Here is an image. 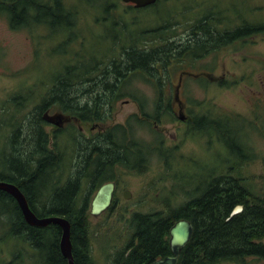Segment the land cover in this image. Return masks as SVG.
I'll use <instances>...</instances> for the list:
<instances>
[{"label": "trees", "instance_id": "trees-1", "mask_svg": "<svg viewBox=\"0 0 264 264\" xmlns=\"http://www.w3.org/2000/svg\"><path fill=\"white\" fill-rule=\"evenodd\" d=\"M76 1L78 3L82 0ZM8 3L9 0H0V14H4L9 20L13 17L14 25L20 24V12L14 10L11 13L4 7ZM102 7H106L105 14H110L116 6L107 2V5ZM144 12L151 11L147 9ZM160 12L166 13L164 10L156 14L152 13L159 24L147 32L146 38L142 39L144 30H133L135 25H132V29H128L130 32L133 31L131 32L133 36L128 42L123 40L122 48L127 50L125 59H120V54L107 55V58L111 57L107 67L110 70L104 69L103 79H99V71L95 69V66L102 69L103 62L98 59L94 58L89 64H85L72 61L70 57L62 61L60 54H57L60 56L57 59L59 62L49 77L52 85L58 86L57 89L51 93L46 92L40 108L35 106L28 115L24 116L21 111L12 117L13 120L18 119L25 123L29 133L21 143V151L22 149L25 151L9 152L8 156L0 159V181L13 183L19 187L37 217L60 216L69 222L74 264H96L91 254L92 242L89 235V193L95 192L105 182L113 181L112 174H115L117 165L121 163L127 167L126 170L143 173L146 170L143 169L144 162L142 163L145 158L141 150L134 149L131 141L127 143L128 131L124 126L114 127L104 137L94 140L93 144L78 141L81 149L79 147L76 158L71 154L65 156L62 153L54 154V151L49 149V137L42 128L44 121L41 112L46 109L45 104L59 101L62 103V108H71V110H63L76 114L82 122L103 120L99 105H96L94 110L87 107L79 108L78 105L82 102L88 105L96 97H101L108 105L106 100L109 95L118 98L131 97L127 90L123 89V84L130 81L136 71L146 74V79H152L156 86H162L160 75L163 73L168 72L166 75L171 82L173 74L169 71L186 69L184 65L186 62L200 60L207 53L215 54L223 51L224 47L264 34V24L252 26L246 21L235 22V20L233 22L229 20L227 23L219 17L220 11L216 9L206 10L207 15H203L202 18H199L200 12H189V18L194 22L187 30L186 41H179L180 44L175 47L172 41L167 42V40L172 33L171 29L178 28L181 23H177V18L172 16H170L171 20L166 18L161 20ZM58 13L59 11L46 9L49 20ZM107 20L104 17L101 23ZM114 27L119 28V25L116 22L108 24V28ZM61 54L64 55L63 50ZM103 59L105 60V57ZM120 61L125 69L120 65ZM59 69L60 71H57ZM87 80L94 83L90 88L92 91L85 93L82 84ZM208 81L211 82L208 78L206 81L205 78L203 85L205 89L211 84ZM75 82L81 85H75ZM222 84L224 83H221L220 87L224 86ZM19 95H21L20 99H16L13 108L21 104L22 107L24 106L22 109L26 108L29 111L26 100L20 102L25 94L19 93ZM135 102L139 104L143 116L142 122L146 119L158 120L161 103L154 109L153 115L147 113L146 101L137 99ZM20 110L16 108V112ZM13 111L15 113V109ZM202 119L207 120V117ZM226 119L236 122H230L223 128H217L218 123L213 121L207 122L206 125L200 123L193 125L201 128L211 138L216 136L214 138L225 151V164L222 167L220 164L218 170L209 169L205 174L198 176L203 179L194 186L193 190L186 191L188 204L185 206L171 205L168 197V201L167 199L163 201L162 212L156 216L133 214L128 224L138 225L137 232L140 235L138 243L134 245L132 242L128 256L124 257L119 253L114 264H148L161 252L163 232L181 218L190 220L194 231L179 264H207L217 257L231 258L239 252L257 250L247 244L252 237L264 231V190L259 188L250 191L248 182L234 175V170L239 169V166L246 162V157L241 154L242 149L236 143V138L239 137L237 132H242V128L248 127L250 121L243 123L241 122L243 119L239 116H229ZM14 136L16 137V134ZM68 144L71 145L72 142ZM236 156L239 160H236ZM67 161H70L69 168ZM135 161H138L139 166H136L137 163L134 164ZM216 171L218 172L215 173ZM195 178V176L189 177L192 181ZM238 205H243L246 211L230 217L232 210ZM60 237L61 229L55 224L44 228L29 226L17 202L0 190V264H26V261H29L27 264H68L60 252Z\"/></svg>", "mask_w": 264, "mask_h": 264}, {"label": "rangeland", "instance_id": "rangeland-1", "mask_svg": "<svg viewBox=\"0 0 264 264\" xmlns=\"http://www.w3.org/2000/svg\"><path fill=\"white\" fill-rule=\"evenodd\" d=\"M71 2V0H68ZM90 4H96L103 0H86ZM161 0L155 9L151 10L150 13H139L132 17L133 13L126 14L125 4L121 0H106L103 3H99L96 7H90L88 10L83 11L80 14V21L87 24V28L82 26L80 31L85 35L89 44L93 45V52L101 55L104 51H107L108 55L112 54L113 46L109 47L112 41L115 44L117 39H132L133 34L128 29L143 31L151 26L158 25V21L152 13L156 14L160 10L166 11V13L160 12L161 20L172 18H177V23H181L178 28L173 27L171 29V34L168 36L167 42L172 41L175 47L180 44L181 36L192 26L194 22L193 19L186 16V11L200 12V17L207 15L206 10L216 9L219 10V17L224 19L225 22L246 21L253 25H263L264 24V0H199L202 3L201 8L193 5L196 0ZM108 4H115L114 10L110 11V14H105L104 8H99L101 6H106ZM82 5H86L85 1H82ZM112 6V5H111ZM113 7V6H112ZM223 10H222V9ZM172 9V11H170ZM204 10V12L202 11ZM159 16V15H156ZM107 18V22L99 23V19ZM209 17V14H208ZM242 19V20H240ZM98 21V22H97ZM188 21V23H186ZM116 22L119 25L112 29L108 28V24ZM159 22H166L160 21ZM185 22V23H184ZM224 22V21H223ZM102 25L105 30L102 32L99 28ZM183 23V24H182ZM91 24L94 26L92 28ZM234 25V24H233ZM127 27V28H126ZM92 31H95V35ZM45 33V30H41L40 33ZM102 32L100 35L99 33ZM147 30L143 31L142 34L147 37ZM37 36V33H35ZM47 36L45 35V38ZM49 39V38H48ZM186 39V36H183ZM97 40L99 42H97ZM97 44L95 45V43ZM63 42H60L59 36H55L53 41H48L45 39L41 42V46L38 45L37 39L35 41L29 39V34L21 27H9L8 21L5 15H0V123L2 120L8 121L7 123L0 124V159L2 157L8 156L14 151H21V143L25 141L28 137V126L18 119H11L9 113L5 112L6 115L2 114V111H11L12 109L20 108L21 105H17L13 108V103L16 99H20L19 93L25 94L22 96L25 102L32 106V102L36 104L42 96V82L45 78L51 76L54 72V68L59 61L57 59L60 57L57 54H61V49L57 46L63 48ZM98 45V46H97ZM115 46V45H114ZM67 45H64L66 50ZM143 47V46H142ZM48 49H51L48 51ZM53 51V53H52ZM69 51V48L68 50ZM67 53V52H65ZM64 53V54H65ZM114 53L119 55V49L114 47ZM111 56V55H110ZM101 58L102 69L104 70L108 66L110 58ZM65 56H61V60H64ZM185 67L188 71H193L195 75L198 73L208 72L214 77L215 82H209V88L204 89L205 78L203 77H184L182 83L181 93H186L183 97L187 104L186 111L187 116L198 115L203 112L208 113H220L230 114L231 112L235 115L243 117V119H252L251 126L245 130L244 138L246 141V149L255 156H259L253 164H241L239 169L234 170V175L245 179L249 184L250 191H255L262 187L264 183V164L262 159L264 158V34H260L252 39H248L245 42L239 41L231 46L223 48V51H218L217 53H207L202 59H196L193 62H186ZM88 69V68H87ZM181 71V70H180ZM180 71L173 72V83L167 80V85L160 88L158 91L153 85V83H143L139 80L140 77L136 75L130 87V90H134V86L139 88L140 97H144L145 101H150L151 105L147 104V113H152L156 107V102L159 101L163 106L173 104L175 101L174 92L175 85L178 80V75ZM167 73L165 76L167 78ZM168 79V78H167ZM237 80V81H236ZM207 81V79H206ZM236 81V82H235ZM224 83L222 87L220 84ZM227 83L229 85H227ZM233 83V84H232ZM214 84V85H213ZM44 87V86H43ZM176 97V96H175ZM25 98V99H23ZM188 98L191 104L188 103ZM38 99V100H36ZM109 103H111L110 96L108 97ZM255 105L256 109L259 111L251 117V109ZM24 111V109H23ZM33 111L30 108L28 114ZM53 113H46V119L48 120L46 125H44V131L50 136V145L53 148H59L63 156L66 154H74L71 149L72 147L68 144V141H61V135L56 132V122L61 123V127L65 128V123L70 119L67 116L61 117V112L58 109H51ZM261 116H260V115ZM61 115V116H59ZM132 115H141L139 108L133 102H127L124 99H116L115 104L109 106L104 111V117L106 119L100 124L99 127H95L94 123H91L89 128H83L79 125H74L75 130H79L85 133V136L96 135L98 130H111L118 125H123L126 127L127 119ZM8 117V118H7ZM174 120L172 122H164L159 119L157 121L152 119H146L142 124H136L135 122L131 124V130L134 133L133 136L131 132L129 136L135 138L140 142H146L153 147L155 144L160 142H152L156 139V134L164 135V145L165 148L173 147L174 142L173 137L176 136L175 140H179L184 131H179L180 121ZM179 117V116H178ZM62 118V119H59ZM59 119V120H58ZM140 120L143 119L141 116ZM134 121H139L134 119ZM230 122H236V120H226L221 119L218 125L225 126ZM12 126V127H11ZM77 126V128H76ZM241 127V126H240ZM97 128V129H96ZM72 129V130H74ZM154 130V132L152 131ZM15 131V133H14ZM18 131V132H17ZM104 131V132H105ZM233 131H236L233 129ZM16 134V137L14 136ZM57 134V135H56ZM18 145V146H17ZM70 145V146H69ZM50 147V146H49ZM208 147V146H207ZM248 147H250L248 149ZM16 148V150H14ZM79 149V147H78ZM81 149V147H80ZM180 151V150H178ZM192 151V150H191ZM68 152V153H67ZM222 152V149H215L214 144H211L206 149L204 147H199V152L197 156L200 160H194V164L191 165L185 159H181L178 167L176 169H181V173L185 172L186 169L194 171V169H204L207 171L210 167H216V158ZM158 153V152H157ZM17 155V153H16ZM170 152L159 157L155 154L151 157V160L146 161L143 169H146L140 175L133 172H128L127 170H118L115 175L119 181V200L116 202L112 209L111 214H104L99 217H90V227L93 233L92 243H93V256L97 260H106L110 258V255L114 253L119 244L125 239L128 231V221L131 219L132 212H139L142 214H158L161 213L164 208L163 201L169 197L167 193V185L170 190V194L173 191V196L179 194L180 187L173 186L174 181L171 179L174 169H169L167 167ZM223 155V154H222ZM158 156V157H157ZM237 159H239L236 156ZM225 159V155L223 156ZM67 167L69 168L70 161H67ZM74 166V165H73ZM122 166H119L121 168ZM75 169V168H73ZM184 169V170H183ZM239 178V179H240ZM173 187L175 189H173ZM124 190H129L131 192L130 199H124L121 197ZM175 190V192H174ZM93 192L89 193L88 196V209H90V204ZM175 201V200H174ZM172 202L174 205L176 202ZM180 201V200H179ZM118 214V215H117ZM117 215V217H114ZM105 258V259H104ZM107 261H105L106 264ZM29 261H26V264ZM104 264V263H103Z\"/></svg>", "mask_w": 264, "mask_h": 264}, {"label": "flooded vegetation", "instance_id": "flooded-vegetation-1", "mask_svg": "<svg viewBox=\"0 0 264 264\" xmlns=\"http://www.w3.org/2000/svg\"><path fill=\"white\" fill-rule=\"evenodd\" d=\"M9 1H10V3L5 4L4 7L6 9L8 8V10L11 13H12V11L16 10L17 12H20V14H21L20 24H15V25H20L19 27L26 30V32L29 34V39L32 38L33 41H35V39H37L39 46H41V44H40L41 42L45 41V39H46L45 38L46 28H48L50 34H53L50 29L56 31V32H54V36L52 38H54L55 36H59L60 42H63L62 45H65L67 43L70 45V52H68V56L70 57V60L75 61V62L86 63L88 61H93L94 58L98 59L99 61L103 57L107 58V55H108L107 51H104L103 53H101V55L94 53L93 47H92L93 45L89 44L85 35L80 32L82 30V28H81L82 26H84V28H87V24L86 23L83 24L80 21V9H84V8H88V7H78V6L74 5L75 0H71V2H69L68 0H9ZM125 5H126L125 9L123 10L125 12L129 13L130 11H133L134 13H137V12L142 11V9L136 8L135 5L132 3H126ZM46 9H53L55 11H59V13L57 15L51 16V18L49 20L47 18L49 16V14L48 15L46 14ZM62 16L67 17V19L62 18ZM7 21H8L9 27L13 28V25H14L13 17H11V20L8 19ZM62 23H64V24H62ZM98 25L100 26L99 29L102 32H104L105 28L100 24H98ZM61 26H63V27L60 28ZM41 30H43V31L45 30V33L44 32L40 33ZM35 33H37V36ZM183 36H186V39H187V36H188L187 31L181 36L180 42L186 41V39H183ZM124 41H128V39H126ZM124 41H123V39H117V40H115V42H116L115 44H113L111 41L110 45H109V47L113 46V52L112 53H114V47L117 46V48L119 49L120 59H122V60L125 59V53L127 52V50L122 48V45H124V43H123ZM97 42H99V41L97 40ZM97 42H96V44H97ZM127 49H129V48H127ZM120 65L124 67V64H122V62ZM107 67L105 68V70H110ZM124 69H125V67H124ZM71 72H73V71H71ZM139 72L140 71H136V74ZM57 87L58 86H52V85L46 86V91H47V93L48 92L51 93L54 90H56ZM134 87H136V86H134ZM120 89H122V88L120 87ZM90 91H92V90L89 88H85V87L83 88V92H85V93H88ZM82 103H84V102H82ZM82 103L78 105L79 108L87 107L88 109L90 108L91 110H94L95 106L99 105L101 113H103V110H106L109 107L106 104V102L103 101V99L101 97H96L95 100L92 103H89L88 105H84ZM61 104L62 103L59 101H57V103L48 102L45 104V105H47V107H46V109H44L42 111V113H45L48 109H52V108L53 109H70L71 110V108H62ZM42 113H41V115H42ZM42 120H43V118H42ZM74 120L75 121L80 120V122H82L81 118H79V117H74ZM100 121H104V120H100ZM56 125L57 126H54V127H56L55 133L60 134V135H65L68 133L70 125H68V126L64 125L65 128H63V126L61 127V125H58V123H56ZM99 125L100 124L96 123L95 127L97 126V128H98ZM187 127H188V125H187ZM42 128L44 129V122H43ZM104 131H105V129L98 130V133H97L98 135H95L92 138L87 137V138H84V140L82 138H79V139L76 138L72 142L74 147L71 149V151L75 154V157L77 156V153L79 152L78 146L80 145L81 142L86 141L90 144H93V141L96 140L98 137H102V136L104 137V135H106V132L104 133ZM46 134L48 135V137L50 136L48 133H46ZM171 137H173L172 142H174L173 143L174 149L176 151L175 157L182 156V158L187 159L189 162H191L192 160H194L197 157V153L199 152V147L202 146V147L206 148L207 146L208 147L211 146V141L207 142L205 137H203V140L200 138L199 139H193L189 135H186V134H184L179 140H175L176 136H171ZM201 140H202V142H201ZM78 141H81V142L78 143ZM49 143H50V141H49ZM214 146H215V149L220 148V143L217 139L214 140ZM178 150H180V151H178ZM60 151L61 150L59 148L54 149V154H61ZM191 155H193L194 157H190ZM214 169H216V167H214ZM113 182L115 184V193H114V199H115V198H117L116 196L120 192V189H119L120 184H119L118 179H115V181H113ZM124 191L122 192V194L124 193ZM247 201H249V200H247ZM250 202H251V200H250ZM186 204H188V201L184 203V206ZM237 207H235L232 210V212H231L232 216L244 213L246 211L245 208L243 207V205H240L241 210H239V211L236 210ZM111 212H112V210L110 209V210H107L104 214H111ZM117 215H115L114 217H116ZM155 215H150V216H155ZM181 219H183V218H181ZM154 220L156 221V219H154ZM172 225H170L166 229V231L163 232V234H162L161 252L156 254L155 257H153V259L148 264H151L158 259H165L167 257L173 256V253L171 251L170 233H169ZM191 225L193 226V224H191ZM138 229H139L138 225H136L134 227L130 226L129 228L126 229L128 231V235L126 234L124 241H122L119 244L120 247L125 249V252L123 254L124 257L129 255V253L131 251V248H129V246H132V242L134 243V245H136L138 243V240L140 237L139 232H137ZM193 231H194V227H193ZM189 242H190V240L180 250L179 255H178V259H177V264L180 263L181 257L183 256V254L185 252V248L187 247ZM247 245H249L250 248L253 247L257 250H254V251L248 250L247 252L245 251V253L239 252L238 255L232 256L231 258H225L224 260H221V261H217L214 259L213 261H211L210 263H207V264H264V231L261 232L258 236L252 237L249 240ZM202 260H203V257H202ZM99 261H102V259ZM202 264H204V263H202Z\"/></svg>", "mask_w": 264, "mask_h": 264}, {"label": "water", "instance_id": "water-1", "mask_svg": "<svg viewBox=\"0 0 264 264\" xmlns=\"http://www.w3.org/2000/svg\"><path fill=\"white\" fill-rule=\"evenodd\" d=\"M124 2H131L136 5L137 8L145 7L154 4L156 0H123ZM183 119V117L181 118ZM0 190L11 195L17 202L25 222L29 226L33 227H46L51 224H55L60 227L62 233L60 238V252L62 256L67 259L68 264H74L72 256V244L70 240V224L63 217L52 216L45 218H38L29 207L26 197L19 190V188L13 184L6 182H0ZM114 184L107 183L99 188L97 191L91 206V213L94 216L107 210L113 198ZM128 192L125 193V198H128ZM240 208L236 209L239 211ZM193 227L190 222L186 220L177 221L170 229V245L174 253V257L166 258L162 261H157L153 264H176L179 251L187 244L191 235Z\"/></svg>", "mask_w": 264, "mask_h": 264}, {"label": "bare ground", "instance_id": "bare-ground-1", "mask_svg": "<svg viewBox=\"0 0 264 264\" xmlns=\"http://www.w3.org/2000/svg\"><path fill=\"white\" fill-rule=\"evenodd\" d=\"M62 18L67 19V17H65V16H62ZM145 33H147V32H145ZM144 38H146V37L144 36L142 39H144ZM126 42H128V41H126ZM146 43H147V41H146ZM95 69L99 71V79L105 78V74H104L105 72H104L103 69H100V68H98L96 66H95ZM93 83H94L93 81H91V80L88 81L87 80V82L83 83L82 85H84L85 88H89L90 89L92 87ZM75 85H81V84H79L78 82H75ZM231 216H232V213L230 214V217ZM225 258H227V257H223L222 256V257H217L215 260L221 261V260H224Z\"/></svg>", "mask_w": 264, "mask_h": 264}]
</instances>
